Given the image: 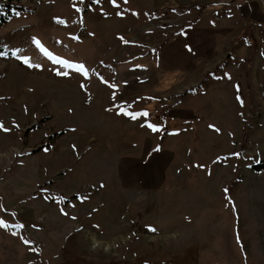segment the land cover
Listing matches in <instances>:
<instances>
[{"label": "rangeland", "instance_id": "1", "mask_svg": "<svg viewBox=\"0 0 264 264\" xmlns=\"http://www.w3.org/2000/svg\"><path fill=\"white\" fill-rule=\"evenodd\" d=\"M14 1L0 264H264V0Z\"/></svg>", "mask_w": 264, "mask_h": 264}, {"label": "trees", "instance_id": "2", "mask_svg": "<svg viewBox=\"0 0 264 264\" xmlns=\"http://www.w3.org/2000/svg\"><path fill=\"white\" fill-rule=\"evenodd\" d=\"M19 10L30 11L28 7L22 4H18L14 0H0V27L7 24L11 20V18L16 14V12ZM166 44L163 42L162 45H158L154 49L159 51ZM3 53H5V50L3 49L2 46H0V55ZM198 86L199 85H196L195 87ZM190 90L191 88L184 91V93H188ZM250 168L258 172L262 171L264 170V162L261 161V162L253 163L250 165Z\"/></svg>", "mask_w": 264, "mask_h": 264}, {"label": "crops", "instance_id": "3", "mask_svg": "<svg viewBox=\"0 0 264 264\" xmlns=\"http://www.w3.org/2000/svg\"><path fill=\"white\" fill-rule=\"evenodd\" d=\"M183 32V31H182ZM185 32H187V31H185ZM181 34V33H180ZM179 34V35H180ZM178 35V36H179ZM182 36V35H181ZM191 36H192V34L190 33L188 36H187V38L189 39V40H192V41H196V42H198V43H196V46H197V48H198V50H201L202 52H197V54H199V55H201V56H206V57H208V58H211L213 55H216L215 54V52H216V41H215V39H214V35L212 34V33H210V32H207L205 35H203V36H199L198 38L196 37V40H193L192 38H191ZM204 38H210L211 39V43H212V47H211V51L209 52V53H207V51L210 49V44H209V42H208V39H207V41L206 42H204V41H202ZM200 41H202L201 43H199ZM168 44V43H167ZM166 44V45H167ZM197 50V51H198ZM205 54H207V55H205ZM197 56V55H196ZM197 59H199V57L197 56ZM194 61V60H193ZM193 65H196V67L198 66L197 65V61L193 64Z\"/></svg>", "mask_w": 264, "mask_h": 264}, {"label": "snow or ice", "instance_id": "4", "mask_svg": "<svg viewBox=\"0 0 264 264\" xmlns=\"http://www.w3.org/2000/svg\"><path fill=\"white\" fill-rule=\"evenodd\" d=\"M112 2L115 4V0H112ZM34 42L38 43L37 41H34ZM54 62L60 64L62 67H67V68H73V67H74L72 64L67 63V62H65V61H61V60H56V61H54ZM25 63H27V60H25ZM76 70L82 73V72H83V66L81 65V66H80L79 68H77ZM56 74H57V75H64V76L69 75V73H68L67 71H64V72H57ZM143 115L146 116L147 113H143ZM132 118L135 119L136 117L133 116ZM0 129H3V125H2V124H0ZM3 130L7 131V129H3ZM153 130L155 131L156 129H153ZM226 191H227V190H226ZM0 226H3L2 223H0ZM150 230H151V231H155V229H150Z\"/></svg>", "mask_w": 264, "mask_h": 264}, {"label": "built area", "instance_id": "5", "mask_svg": "<svg viewBox=\"0 0 264 264\" xmlns=\"http://www.w3.org/2000/svg\"><path fill=\"white\" fill-rule=\"evenodd\" d=\"M260 27H261L263 35H264V19L260 22Z\"/></svg>", "mask_w": 264, "mask_h": 264}]
</instances>
